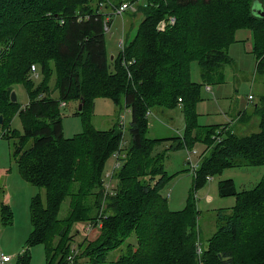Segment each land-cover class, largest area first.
<instances>
[{"label": "trees", "instance_id": "16d2710c", "mask_svg": "<svg viewBox=\"0 0 264 264\" xmlns=\"http://www.w3.org/2000/svg\"><path fill=\"white\" fill-rule=\"evenodd\" d=\"M139 1L1 0L0 128L4 136L19 140L16 155L25 180L46 191L45 200L38 196L32 202L33 229L27 244L45 245V264H67L70 255L102 264L132 235L136 243L128 244L127 252L110 264H264V176L251 191L238 192L232 179L220 183V196L235 197L236 205L231 213L218 211L217 230L203 248L196 240V207L188 203L183 211L169 209L161 192L171 177L164 154L154 152L166 141H174V149H192L195 142H204L209 154L193 179L195 190L226 169L264 167V95L255 106L260 118L257 132L240 137L227 126H212L193 136L192 112L200 85L191 80L193 62L202 68L204 82L228 65L226 49L242 30L252 32L258 71L264 74V16L255 8L259 4L264 10V0H143L135 12L143 13L137 33L126 39L124 52L110 60L106 18L123 3ZM170 17L175 24L159 30ZM33 65L42 76L37 86L31 80ZM54 76L59 99L45 96ZM18 83L31 97L20 110L23 135L11 130L19 110L13 107L11 93ZM102 96L115 104L123 102L131 111L125 147L121 148L123 124L106 131L89 124L94 102ZM69 99L84 100L78 112L84 132L74 138H65L61 118V104ZM180 105L185 136L149 138L147 113ZM116 153L121 168L113 187L106 189L105 167ZM76 183L79 190L74 192ZM68 198L70 211L62 219ZM4 210L11 215L8 207ZM99 219L101 226L92 231L99 229V235L85 238L73 250L75 226ZM30 248L19 264H31Z\"/></svg>", "mask_w": 264, "mask_h": 264}, {"label": "rangeland", "instance_id": "374dc122", "mask_svg": "<svg viewBox=\"0 0 264 264\" xmlns=\"http://www.w3.org/2000/svg\"><path fill=\"white\" fill-rule=\"evenodd\" d=\"M143 4V0L137 2V9ZM1 11L0 0V15ZM111 17L113 18L111 29L105 33L106 50L110 60H112V56L120 53L119 42L124 37L130 40L135 36L139 23L143 19V13L127 11L123 16L112 14ZM255 46L251 31H239L235 42L226 49L230 57L229 64L212 75L207 82L203 80V72L199 63H192L191 80L200 85L198 99L192 112L193 123L196 125L193 136L199 132L200 128L212 126L221 128L227 126L229 131H234L240 137L249 136L258 131L260 118L256 114L255 106L259 103L261 96L264 95V74L258 71L259 62L256 57ZM38 74V77L34 74L31 75V80L36 86L42 81L39 70ZM207 86H210L211 89H208ZM13 89L17 97L16 102H13V107H17L19 110L12 117L11 130L23 135L24 126L20 117V110L30 103L31 97L24 84H15ZM249 95H253L252 101L248 99ZM45 96L59 99L55 76L50 83V92L46 93ZM79 105V101L69 99L66 100V105L61 107L65 138H74L84 132L83 116L78 115ZM151 113L152 115L148 117L149 138L169 139L185 136L186 117L181 105L172 110L155 109ZM131 121V111L125 109L123 102L115 104L103 96L95 100L93 111L89 114V124L97 130H110L114 126L124 123L123 127L120 126L124 134V147L130 139ZM221 128L217 132L218 134L221 132ZM200 131L201 133L204 132L203 129ZM32 144L33 142L30 141L27 148H30ZM173 144L174 141L162 142L154 149L155 154H164L165 171L171 177L170 182L161 193L167 198L171 211H183L188 203H192L196 207L198 219L196 240L199 239V245L206 248L209 239L217 230L218 211L226 210L227 213H231L236 205L237 199L235 197L220 196V183L232 179L238 192L251 191L261 182L264 176V167L229 168L224 170L221 175L214 176L213 180L203 188L195 190L193 179L196 173L187 164L186 157L188 152L195 151L192 160L194 163L199 160L200 166L203 158L209 154V149L202 141L195 142L192 149L182 147L174 149ZM17 146H19V140L9 135L4 136L2 128H0V255L12 257L10 264H19L24 250L30 248L27 242L33 229L31 205L36 197L41 196L45 200L46 195L45 189L31 185L22 175L16 155ZM124 154L123 150L122 155ZM116 164V157L109 158L103 175L105 182H109L112 177V187L114 184L113 177L120 170L117 169L114 172ZM109 174H111L110 178ZM78 187L79 185L76 183L73 191H78ZM70 201L71 198H68L62 207L60 213L62 219L69 214ZM4 207H8L11 215L4 210ZM89 223H81L75 226V231L78 233H75L73 250L77 249V246L85 238L90 241L99 235V229L90 233L86 230ZM135 243V236L132 235L122 247L110 252L106 262L102 264L116 262L127 252L128 244ZM30 256L31 264H45V245L31 247ZM75 258L76 256L70 255L67 264H89L83 259L76 258V260Z\"/></svg>", "mask_w": 264, "mask_h": 264}, {"label": "built area", "instance_id": "2783aa9c", "mask_svg": "<svg viewBox=\"0 0 264 264\" xmlns=\"http://www.w3.org/2000/svg\"><path fill=\"white\" fill-rule=\"evenodd\" d=\"M127 11H131L132 13H135L137 11L136 3H131V2L123 3L118 9L114 10L113 14L116 16H123V14L126 13ZM111 16H112V13L106 18V23H105L106 32H109L111 29V26H112V23H111V25H108V23L113 22V18ZM79 20H82V18H79ZM175 22H176V19L174 17H170L167 21H164L160 24L159 30L163 31V30H165V28L168 24L173 25V24H175ZM119 48L121 49L120 52H124V50L126 49L125 37L119 42ZM31 73L34 74L36 77L39 76L37 67L35 65H33L31 67ZM253 98H254L253 95L249 96L250 101H252ZM65 105H66V103L61 104L62 107ZM151 115H152L151 112L147 113L148 117H150ZM124 125L125 124L123 123V126ZM220 141H221L220 137L216 138V142H220ZM122 147H124V144L121 145V148ZM195 153H196L195 151L188 152V155L186 157V161H187V164L191 167L192 171L194 173H197V171L199 169V160L196 163H194L192 160V155ZM115 157L117 159V164L115 165L114 172H115V170L121 168L120 153H116ZM110 177H111V174H109V178ZM212 180H213V177H208L209 182ZM111 183H112V177L110 178L109 182L106 183V185H105L106 189H110L112 187ZM96 225H98L99 227L101 226L100 219L98 221H96L95 223H92V222L89 223L86 227V230L90 233L93 231V229L96 227ZM199 254H201V249H199ZM70 259H72V257H70ZM11 262H12V257L4 255V254L0 255V264H10Z\"/></svg>", "mask_w": 264, "mask_h": 264}, {"label": "water", "instance_id": "95a60500", "mask_svg": "<svg viewBox=\"0 0 264 264\" xmlns=\"http://www.w3.org/2000/svg\"><path fill=\"white\" fill-rule=\"evenodd\" d=\"M255 8H256V10H257L258 13H261L262 16H264V10H263L262 7H260V5H256L255 4ZM113 59H114V56H112V60ZM16 100H17L16 93L14 91H12V93H11V101L12 102H16ZM83 106H84V100L81 101V103L79 105V111H82ZM2 123H3V117L0 116V124H2Z\"/></svg>", "mask_w": 264, "mask_h": 264}, {"label": "crops", "instance_id": "0c3cea01", "mask_svg": "<svg viewBox=\"0 0 264 264\" xmlns=\"http://www.w3.org/2000/svg\"><path fill=\"white\" fill-rule=\"evenodd\" d=\"M207 88H208V89H211L210 86H207ZM249 96H250V95H249ZM248 99H249V97H248ZM253 99H254V98H253ZM152 113H153V112H152ZM247 191H249V190H247Z\"/></svg>", "mask_w": 264, "mask_h": 264}, {"label": "bare ground", "instance_id": "6f19581e", "mask_svg": "<svg viewBox=\"0 0 264 264\" xmlns=\"http://www.w3.org/2000/svg\"><path fill=\"white\" fill-rule=\"evenodd\" d=\"M125 42H126V38H125ZM127 43V42H126Z\"/></svg>", "mask_w": 264, "mask_h": 264}]
</instances>
